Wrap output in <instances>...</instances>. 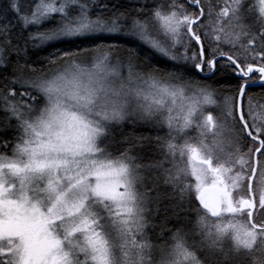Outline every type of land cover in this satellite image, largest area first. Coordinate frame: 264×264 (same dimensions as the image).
<instances>
[{"label": "snow or ice", "instance_id": "snow-or-ice-1", "mask_svg": "<svg viewBox=\"0 0 264 264\" xmlns=\"http://www.w3.org/2000/svg\"><path fill=\"white\" fill-rule=\"evenodd\" d=\"M141 46L155 62L140 63ZM218 72L237 80L222 101L207 82ZM254 85L264 0H138L95 18L86 0H0V128L13 129L0 138V264H264ZM125 122L168 133L130 134L117 155L106 141ZM153 139L162 158L138 162L133 148ZM163 200L195 219L173 230L166 217L153 243L147 214Z\"/></svg>", "mask_w": 264, "mask_h": 264}, {"label": "trees", "instance_id": "trees-1", "mask_svg": "<svg viewBox=\"0 0 264 264\" xmlns=\"http://www.w3.org/2000/svg\"><path fill=\"white\" fill-rule=\"evenodd\" d=\"M140 2H143V0H140ZM150 3L151 0H148ZM183 2V0H181ZM222 2V0H221ZM251 3V2H250ZM107 4L108 8L111 10H115L116 8H119L120 12H130L131 8L133 6H138V0H99L96 4H94L92 8V14L93 18H95V15L97 13H100L103 11V5ZM131 15H134V13H131ZM111 16V12L105 13V18H109ZM34 30V29H32ZM15 31V29H13ZM225 49L227 50L228 46L223 45ZM141 61L140 63L146 62L144 57L147 56L148 59H151L153 62H155V57L158 54H153L150 49L147 48V46H141ZM46 52H35L34 50H31V58L35 60H41L46 55ZM13 60H15V56L13 55L11 57ZM165 61L161 60L160 63L157 66H163ZM209 84H212L217 89V99L218 101H222L223 95L227 94L228 92H232L235 90V85L237 84V80L235 77L227 76L222 73H217L215 77H213L212 80L207 81ZM248 95L257 97L261 100L262 103H264V88L261 87H251L247 90ZM245 110H247V104L245 103ZM214 115H218L220 112V108L215 107L211 110ZM0 116H2V113H0ZM251 123V120L249 121ZM168 133V129L166 127H153L148 124H139L135 127L127 122L119 125H111L110 126V135L107 138V143H109L111 150L119 154L120 151H123L125 148L131 147L132 144L128 142H124V137L129 136L130 134L133 135H143V136H149V137H155L157 135L161 137H166ZM210 135V134H209ZM7 137L8 139H11L13 137V129L8 128L6 131L0 128V138ZM186 138H191L192 142L195 143L196 139L198 138V133L193 129L189 130L187 133ZM180 142H183L182 140ZM132 143H135L134 141ZM131 155H135L140 157L141 159L138 161L140 163H148L150 160H158L162 158V151L156 146L155 140H150L146 143L144 147H134ZM177 162H180L179 157H177ZM183 163H187V156H185ZM167 167H171V164H167ZM154 173L149 170H145V175L151 177ZM145 184L151 188L152 187V181L145 180ZM158 191L163 192H172L173 189L168 186L164 185L163 181H160V187L157 189ZM152 196H155V192L151 193ZM177 201L173 200H163L159 205V212H156L155 204L153 203L151 205L152 211L149 212L148 219L150 221V226L147 229V235L151 238V241L153 243L158 242L157 241V234L160 232V226L162 225V222H164L165 218L168 217L166 222V228L168 229H175L179 227L183 223V217L185 215L189 216L193 221L195 219L194 213H185L183 211H180L178 208L174 209L173 205L176 204ZM174 211L179 212L180 218L177 219L174 217ZM151 225H155V227H152ZM170 234L165 231L164 237L167 238Z\"/></svg>", "mask_w": 264, "mask_h": 264}, {"label": "rangeland", "instance_id": "rangeland-1", "mask_svg": "<svg viewBox=\"0 0 264 264\" xmlns=\"http://www.w3.org/2000/svg\"><path fill=\"white\" fill-rule=\"evenodd\" d=\"M97 1H99V0H97ZM86 2L89 4V7H90V9H91V11H92V8H93V6H94V4L92 3V0H86ZM212 2L215 4V3H217V0H212ZM249 2H253V0H249ZM211 107L212 108H215L214 106H208V108H209V110H211ZM15 123V121H13V124ZM191 131V130H190ZM211 141H212V137H211V135H209L208 137H207V143L211 146Z\"/></svg>", "mask_w": 264, "mask_h": 264}, {"label": "water", "instance_id": "water-1", "mask_svg": "<svg viewBox=\"0 0 264 264\" xmlns=\"http://www.w3.org/2000/svg\"><path fill=\"white\" fill-rule=\"evenodd\" d=\"M258 85H254L253 87H257Z\"/></svg>", "mask_w": 264, "mask_h": 264}]
</instances>
